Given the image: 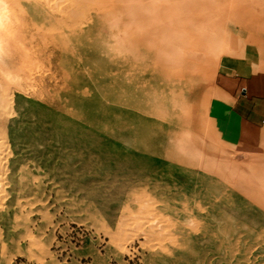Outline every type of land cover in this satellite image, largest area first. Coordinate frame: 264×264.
<instances>
[{
	"label": "rangeland",
	"instance_id": "rangeland-1",
	"mask_svg": "<svg viewBox=\"0 0 264 264\" xmlns=\"http://www.w3.org/2000/svg\"><path fill=\"white\" fill-rule=\"evenodd\" d=\"M233 6L235 32L227 33L221 55L244 57L251 48L259 56L251 59L257 68L264 45L240 36L256 26L264 33V16L252 19L256 11L264 14V0H233ZM198 67L189 66L215 89L217 74L225 71L202 73ZM67 88L55 80L54 108L23 96L19 108L34 113L12 121L11 147L19 160L10 157L16 167L7 217L0 220V264H264V197L259 203L247 195L242 185L248 172L229 166H260L258 193L264 196V161L219 141L191 99L184 115L210 142L205 148L162 118L161 125H143L138 133L129 125L97 127L76 113ZM148 201L155 225L143 221L141 227L158 235L149 242L138 235L122 250L111 235L131 230L133 216Z\"/></svg>",
	"mask_w": 264,
	"mask_h": 264
},
{
	"label": "bare ground",
	"instance_id": "bare-ground-1",
	"mask_svg": "<svg viewBox=\"0 0 264 264\" xmlns=\"http://www.w3.org/2000/svg\"><path fill=\"white\" fill-rule=\"evenodd\" d=\"M167 8L166 15L159 12ZM235 13L233 0H0V220L7 217L10 176L16 167L10 157L19 160L11 147L12 121L34 111L19 108L23 96L32 103L42 99L54 108L55 80L67 84L66 95L76 113L97 127L129 125L138 133L143 125H161L162 118L175 125L181 137L196 140V146L197 139L204 148L209 146L198 125L187 122L184 106L191 99L195 111L207 116L216 90L210 85L213 81L197 78L189 66H200L202 73L228 68L221 46L227 33L234 31ZM261 16L256 11L252 19ZM243 35L264 45L260 26L241 30ZM255 55L249 51L246 61ZM257 61V68L255 63L246 68L264 69V62ZM31 126H39L38 117ZM230 164L248 172L242 187L261 203L264 196L258 193L261 180L256 171L261 167L252 161ZM149 201L141 206V215L133 216L131 230L120 228L111 235L122 250L138 235L148 242L158 235L141 227L143 221L153 224Z\"/></svg>",
	"mask_w": 264,
	"mask_h": 264
},
{
	"label": "crops",
	"instance_id": "crops-1",
	"mask_svg": "<svg viewBox=\"0 0 264 264\" xmlns=\"http://www.w3.org/2000/svg\"><path fill=\"white\" fill-rule=\"evenodd\" d=\"M245 49L244 57H228V69L217 74L207 119L219 141L236 153L264 161V69L246 68L251 65L248 52H256Z\"/></svg>",
	"mask_w": 264,
	"mask_h": 264
}]
</instances>
